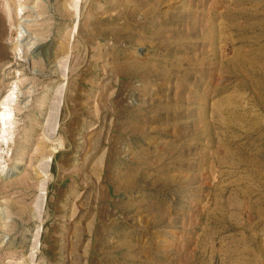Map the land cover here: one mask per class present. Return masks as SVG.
Wrapping results in <instances>:
<instances>
[{
	"label": "rangeland",
	"instance_id": "374dc122",
	"mask_svg": "<svg viewBox=\"0 0 264 264\" xmlns=\"http://www.w3.org/2000/svg\"><path fill=\"white\" fill-rule=\"evenodd\" d=\"M7 100L0 264H264V0H0Z\"/></svg>",
	"mask_w": 264,
	"mask_h": 264
},
{
	"label": "bare ground",
	"instance_id": "6f19581e",
	"mask_svg": "<svg viewBox=\"0 0 264 264\" xmlns=\"http://www.w3.org/2000/svg\"><path fill=\"white\" fill-rule=\"evenodd\" d=\"M21 10L23 11V9L21 8ZM21 11V12H22ZM23 13V12H22ZM20 15V14H19ZM23 33V32H22ZM25 34V33H24ZM23 34V35H24ZM21 36H22V34H21ZM25 38H26V36H25ZM47 52V51H46ZM46 55L48 54V53H45ZM45 55V56H46ZM13 94H15L14 92H13ZM10 99H12V98H10ZM12 102L14 101V99H12L11 100ZM8 100L7 101H5V102H3L2 103V108H1V110H4V111H2V113H1V130L2 131H4V128H6L5 130L6 131H8L7 129H9V125L12 123V121H11V111L9 110V108H10V106L8 105ZM5 131V132H6ZM2 140H6L7 141V138H6V136L4 135L3 137H2ZM2 140H0V141H2ZM3 142V141H2ZM1 142V143H2ZM3 144V143H2Z\"/></svg>",
	"mask_w": 264,
	"mask_h": 264
}]
</instances>
